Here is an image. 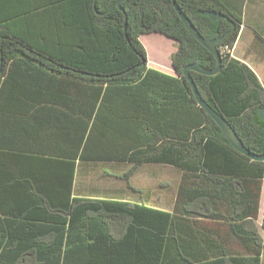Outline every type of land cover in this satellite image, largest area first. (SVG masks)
Wrapping results in <instances>:
<instances>
[{
  "label": "trees",
  "instance_id": "1",
  "mask_svg": "<svg viewBox=\"0 0 264 264\" xmlns=\"http://www.w3.org/2000/svg\"><path fill=\"white\" fill-rule=\"evenodd\" d=\"M62 1L71 8L63 33L72 39L57 47L40 45L5 28L0 31V78L10 60L24 56L43 67L29 80L40 81L50 71L73 83L97 85L94 102L127 105L128 143H123L122 156L98 159L91 154L94 128H83L81 160L123 161L134 168L170 165L183 171L182 182L172 211L119 199L72 198L69 179L59 205H47L37 195L32 196L40 201L32 206L0 203V264H264V212L261 229L256 223L264 161L234 149L198 106L183 75L186 66L199 60L203 68L214 69L216 58L189 33L171 0H125L126 32L118 8L104 14L117 0ZM176 2L204 37H221L232 26L226 20L212 22L198 10L229 16L236 30L218 47H233L241 21L219 0ZM151 33L178 43L171 58L176 76L148 67L140 37ZM221 55L218 74L191 76L244 145L264 155V120L258 114L264 88L246 64L230 53ZM27 97L46 99L42 92ZM174 119L180 124L168 136L164 125ZM113 148L121 149L120 143ZM66 165L72 176L74 163ZM24 229L36 234L14 235Z\"/></svg>",
  "mask_w": 264,
  "mask_h": 264
},
{
  "label": "crops",
  "instance_id": "2",
  "mask_svg": "<svg viewBox=\"0 0 264 264\" xmlns=\"http://www.w3.org/2000/svg\"><path fill=\"white\" fill-rule=\"evenodd\" d=\"M219 1L241 21L232 47L233 57L246 64L264 88V0ZM63 3L0 0V31L9 28L34 44H64L65 39L72 38L63 33L65 12L71 10ZM156 63L148 60V67L176 76L172 63L169 68ZM38 69L43 67L18 56L8 62L5 75L0 78V203L32 206L34 201H40L32 196L37 195L47 205H59L67 193L69 179L72 198L119 199L165 210L160 208L161 193L170 181L163 184L162 171L178 170L183 177L182 170L165 164L134 168L123 161L81 160L83 128H94L96 146L92 156L106 159L124 154L123 143H128V122H124V117L127 121L129 116L127 105L94 102L92 95L97 85L73 83L50 71L40 81L29 80ZM38 92L44 93L46 99L35 101L27 97ZM179 121L174 119L164 125L168 136L176 131ZM184 127L187 130V118ZM114 143H120L121 149L115 151ZM66 162L74 163L72 176ZM182 177L174 185L179 187ZM140 178L152 187L137 185ZM21 219L27 221L24 216ZM34 234L26 229L14 231L17 237Z\"/></svg>",
  "mask_w": 264,
  "mask_h": 264
},
{
  "label": "water",
  "instance_id": "3",
  "mask_svg": "<svg viewBox=\"0 0 264 264\" xmlns=\"http://www.w3.org/2000/svg\"><path fill=\"white\" fill-rule=\"evenodd\" d=\"M98 0H94V4H96ZM125 0H117L112 7L104 14H107L111 12L113 9L118 8L123 14H124V31L126 32V26H127V20L128 16L126 14L125 9L122 7V3ZM173 7L175 11L177 12L179 18L185 25L186 29L189 31V33L202 44L204 48H206L217 60V65L214 69L208 70L201 66V60H199L197 63L188 65L183 70V75L187 82L190 85V88L192 90L194 99L199 107H201L207 115L218 125V127L221 129L223 137H225L229 143L234 147L235 150H237L239 153L243 154L244 156L248 157L249 159L253 161H264V155H258L256 153L251 152L243 143V141L240 139V137L237 135L235 130L232 128V126L229 124V122L221 116L217 111H215L208 103L207 101L202 97L200 94L192 76L191 72H196L201 75L206 76H214L218 74L222 68V55L219 50V44L227 37H229L232 33L235 32L236 28L233 24L231 18L221 12H218L216 10H199L197 11V14L202 15L204 17L209 18L212 22H220L221 20H226L228 23L232 26L231 30L227 32L225 35L221 37H215V33L204 37L202 36L195 25L192 23V21L189 19V17L180 9L179 5L177 4L176 0H171ZM94 9L96 10V6L94 5ZM99 15H104L103 13H98ZM127 37V35H126ZM144 64V61L140 65H137V67ZM258 114L261 119L264 120V107H261L258 109Z\"/></svg>",
  "mask_w": 264,
  "mask_h": 264
},
{
  "label": "rangeland",
  "instance_id": "4",
  "mask_svg": "<svg viewBox=\"0 0 264 264\" xmlns=\"http://www.w3.org/2000/svg\"><path fill=\"white\" fill-rule=\"evenodd\" d=\"M140 41L147 51V61L152 60V62L155 61L157 62L156 64L162 65V67L169 68L171 65L172 55L175 49L178 47V43L175 40L160 33H151L141 36ZM137 177H141V174H138ZM181 177L182 174L178 170L162 171L161 178L163 180V184H166V181H170V185H165L162 188V202L160 208L170 211L173 210L176 200V193L178 191L177 188H179L178 185H174V182L176 181V183H179ZM137 185L145 188L152 187L153 184L150 185V183L143 181V178H140ZM259 206V215L256 223L259 229H261L264 212V182L261 188ZM237 248L239 249V247Z\"/></svg>",
  "mask_w": 264,
  "mask_h": 264
},
{
  "label": "built area",
  "instance_id": "5",
  "mask_svg": "<svg viewBox=\"0 0 264 264\" xmlns=\"http://www.w3.org/2000/svg\"><path fill=\"white\" fill-rule=\"evenodd\" d=\"M219 50H220V52H223V53H230V55L233 56V55H232V51H233V49L230 48L228 45H226V46H221Z\"/></svg>",
  "mask_w": 264,
  "mask_h": 264
},
{
  "label": "flooded vegetation",
  "instance_id": "6",
  "mask_svg": "<svg viewBox=\"0 0 264 264\" xmlns=\"http://www.w3.org/2000/svg\"><path fill=\"white\" fill-rule=\"evenodd\" d=\"M199 11V10H198ZM199 15V14H198ZM213 34V33H212ZM215 37H216V34H215Z\"/></svg>",
  "mask_w": 264,
  "mask_h": 264
}]
</instances>
